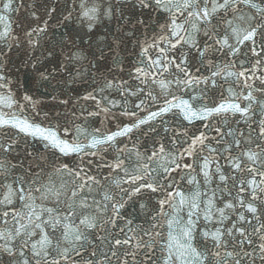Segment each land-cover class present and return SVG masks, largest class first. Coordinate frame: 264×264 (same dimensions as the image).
<instances>
[{
    "label": "snow or ice",
    "instance_id": "obj_1",
    "mask_svg": "<svg viewBox=\"0 0 264 264\" xmlns=\"http://www.w3.org/2000/svg\"><path fill=\"white\" fill-rule=\"evenodd\" d=\"M3 108L0 264H264V0H0Z\"/></svg>",
    "mask_w": 264,
    "mask_h": 264
},
{
    "label": "water",
    "instance_id": "obj_2",
    "mask_svg": "<svg viewBox=\"0 0 264 264\" xmlns=\"http://www.w3.org/2000/svg\"><path fill=\"white\" fill-rule=\"evenodd\" d=\"M140 115H144V113H140Z\"/></svg>",
    "mask_w": 264,
    "mask_h": 264
}]
</instances>
